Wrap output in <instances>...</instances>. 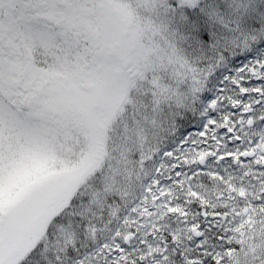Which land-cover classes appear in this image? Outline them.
I'll list each match as a JSON object with an SVG mask.
<instances>
[{
    "label": "snow or ice",
    "instance_id": "obj_1",
    "mask_svg": "<svg viewBox=\"0 0 264 264\" xmlns=\"http://www.w3.org/2000/svg\"><path fill=\"white\" fill-rule=\"evenodd\" d=\"M0 264H264V0H0Z\"/></svg>",
    "mask_w": 264,
    "mask_h": 264
}]
</instances>
